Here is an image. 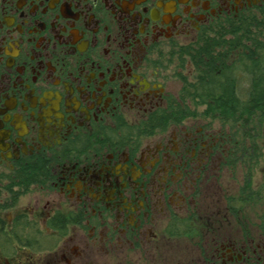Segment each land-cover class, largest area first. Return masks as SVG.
<instances>
[{
	"label": "flooded vegetation",
	"instance_id": "obj_1",
	"mask_svg": "<svg viewBox=\"0 0 264 264\" xmlns=\"http://www.w3.org/2000/svg\"><path fill=\"white\" fill-rule=\"evenodd\" d=\"M263 67L264 0H0V264H264Z\"/></svg>",
	"mask_w": 264,
	"mask_h": 264
},
{
	"label": "trees",
	"instance_id": "obj_2",
	"mask_svg": "<svg viewBox=\"0 0 264 264\" xmlns=\"http://www.w3.org/2000/svg\"><path fill=\"white\" fill-rule=\"evenodd\" d=\"M258 70V69H257ZM257 75L263 76L264 75V67L257 71ZM256 85H253V91L250 95V100L248 101V108L250 112L254 111H264V82L258 83L259 86V97L256 96L257 88ZM264 115H261V119ZM263 123V119H262Z\"/></svg>",
	"mask_w": 264,
	"mask_h": 264
}]
</instances>
